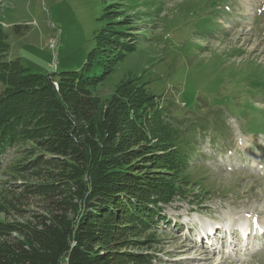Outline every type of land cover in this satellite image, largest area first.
I'll use <instances>...</instances> for the list:
<instances>
[{
	"label": "rangeland",
	"instance_id": "obj_1",
	"mask_svg": "<svg viewBox=\"0 0 264 264\" xmlns=\"http://www.w3.org/2000/svg\"><path fill=\"white\" fill-rule=\"evenodd\" d=\"M256 1L0 0V94L12 61L48 74L79 70L98 50L104 66L95 72L111 69L90 90L103 106L122 83L141 77L171 114L206 129L200 153L178 170L153 167L145 151L153 146L140 147L137 173L177 180L191 193L163 205L166 220L144 227L115 220L119 250L135 254L130 263L264 264V250L253 252L252 243L230 255L197 244L194 235L209 219L264 225V0L255 16ZM53 84L58 88L57 79ZM24 128L27 138L0 160V221L39 212L33 190L49 180L35 173L40 161L32 162L49 153L32 138L34 125ZM217 128L226 139L211 135ZM21 193L34 196L31 205L16 201Z\"/></svg>",
	"mask_w": 264,
	"mask_h": 264
},
{
	"label": "trees",
	"instance_id": "obj_2",
	"mask_svg": "<svg viewBox=\"0 0 264 264\" xmlns=\"http://www.w3.org/2000/svg\"><path fill=\"white\" fill-rule=\"evenodd\" d=\"M101 55L92 50L81 69L48 74L18 60L4 67L0 160L12 152V142L27 138L24 126L34 125L32 138L49 157L32 162L40 161L35 173L49 180L33 190L39 212L0 221V264H61L65 258L69 264H134L128 257L135 254L119 250L122 230L115 220L141 227L166 220L163 205L191 193L177 180L137 173L135 160L142 145H151L145 151L153 167L178 170L200 153L206 129L171 114L141 77L122 83L103 106L90 90L111 69L95 72L104 66ZM29 197L21 193L16 201L31 205Z\"/></svg>",
	"mask_w": 264,
	"mask_h": 264
},
{
	"label": "bare ground",
	"instance_id": "obj_3",
	"mask_svg": "<svg viewBox=\"0 0 264 264\" xmlns=\"http://www.w3.org/2000/svg\"><path fill=\"white\" fill-rule=\"evenodd\" d=\"M223 239H225V238H223ZM236 246H238V245H236Z\"/></svg>",
	"mask_w": 264,
	"mask_h": 264
}]
</instances>
